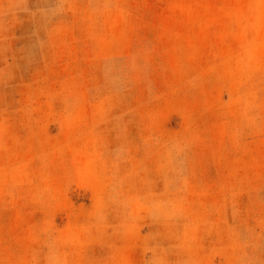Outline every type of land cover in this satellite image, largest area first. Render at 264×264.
I'll return each instance as SVG.
<instances>
[{"label": "rangeland", "instance_id": "rangeland-1", "mask_svg": "<svg viewBox=\"0 0 264 264\" xmlns=\"http://www.w3.org/2000/svg\"><path fill=\"white\" fill-rule=\"evenodd\" d=\"M0 264H264V0H0Z\"/></svg>", "mask_w": 264, "mask_h": 264}]
</instances>
